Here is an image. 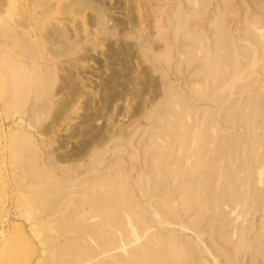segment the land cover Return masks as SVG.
<instances>
[{"label":"rangeland","instance_id":"obj_1","mask_svg":"<svg viewBox=\"0 0 264 264\" xmlns=\"http://www.w3.org/2000/svg\"><path fill=\"white\" fill-rule=\"evenodd\" d=\"M263 35L264 0H0V264H264Z\"/></svg>","mask_w":264,"mask_h":264},{"label":"bare ground","instance_id":"obj_2","mask_svg":"<svg viewBox=\"0 0 264 264\" xmlns=\"http://www.w3.org/2000/svg\"><path fill=\"white\" fill-rule=\"evenodd\" d=\"M193 1H195V0H193ZM195 3H197V2H195ZM199 3H200V2H199ZM222 17H223V16H222ZM222 17H220L219 19L221 20ZM196 18H197V17H196ZM219 19H218V20H219ZM218 20H217V21H218ZM182 21H183V20H182ZM255 22H257V21H255ZM255 22H253V24H255ZM183 23H185V22H183ZM219 23H220V21H219ZM256 24H257V23H256ZM216 25H218V24H216ZM219 26H220V25H219ZM219 26H218V27H219ZM222 26H223V25H222ZM256 26L259 27L258 30H259L260 32L263 33V29H262L260 26H258V25H256ZM256 26H255V29H257ZM227 28H228V27H227ZM218 29H219V28H218ZM250 29H251V28H250ZM219 30H222V29H219ZM250 31H251V30H250ZM250 31H249V32H250ZM223 32H224V31H223ZM252 32H253V31H252ZM220 33H221V32H219V35H220ZM226 33H227V32H226ZM226 33H225V36H227ZM258 33H259V32H258ZM262 33H260V34H262ZM223 34H224V33H223ZM249 34H250V33H249ZM252 35H254V34H252ZM256 35H257V34H256ZM217 36H218V35H217ZM223 36H224V35H223ZM253 37H254V36H253ZM263 37H264V35H263ZM224 38H225V37H224ZM224 38H223V37L221 38V39H222V42H221L222 45H223V42H226V41H224V40H227V38H225V39H224ZM235 38H236V37H235ZM235 38H234V39H235ZM256 38H257V37H256ZM256 38H255V39H256ZM191 39H192V38H191ZM218 39H219V38H218ZM259 39H260V38H259ZM199 40H200V39H199ZM202 40H204V38L201 39L200 42H202ZM227 41H228V40H227ZM236 41H237V40H236ZM263 41H264V38H263ZM203 42H204V44L207 43V42H205V40H204ZM201 44H202V43H201ZM207 44H208V43H207ZM216 44H217V43H216ZM226 44H227V46H224V47H228V42L225 43V45H226ZM261 44H262V43H261ZM200 46H201V45H200ZM206 46H207V45H203V47H206ZM214 46H215V45H214ZM219 46H221V45H219ZM229 46H230V45H229ZM245 46H246V45H245ZM249 46H250V45H249ZM203 47H201V48H202V51H203ZM207 47H208V46H207ZM207 47H206V48H207ZM201 48H200V50H201ZM237 48H238V47H237ZM221 49H222V46H221ZM224 49H225V48H224ZM227 49H228V48H227ZM227 49H225V50L227 51ZM205 50H206V49H205ZM222 50H223V49H222ZM250 50H251V49H250ZM192 51H194V50H192ZM192 51H191V52H192ZM207 51H208V49H207ZM209 51H210V50H209ZM228 51H229V50H228ZM240 51H241V50H240ZM251 51H252V50H251ZM211 52H212V51H211ZM217 52H218V51H217ZM217 52H215L216 55H217ZM201 53H202V52H201ZM205 53L207 54L206 51H205ZM209 53H210V52H209ZM219 53H220V55L222 56L221 58H223V57H224V56H223L224 53H223V55H222L221 52H219ZM219 53H218V54H219ZM226 53H227V52H226ZM259 53H260V52H259ZM206 54H205V55H206ZM210 54H211V53H210ZM210 54H209V55H210ZM230 54H231V52H230ZM241 54H242L243 56L245 55V54H243V53H241ZM192 55H193V54H192ZM205 55H203V57H204ZM207 55H208V54H207ZM209 55H208V56H209ZM226 55H228V54H226ZM200 56H201V55H200ZM211 56H212V55H210L209 57L213 59V57H211ZM218 56H219V55H218ZM232 56H233V55H232ZM250 56H251V55H250ZM250 56H248L249 59H250ZM259 56H260V55H259ZM226 57H227V56H225V58H226ZM190 58H191V57H190ZM206 58H207V57H206ZM206 58H205V59H206ZM221 58H219V59H221ZM228 58H229V56H228ZM228 58H227V60H229ZM243 58H244V57H243ZM245 58H247V55H246ZM195 59H196V58H195ZM201 59H202V58H201ZM230 60H231V59H230ZM7 61H8V60H7ZM188 61H189V59H188ZM213 61H214V60H213ZM225 61H226V60H225ZM233 61H235V60H233ZM9 62H10V61H9ZM255 62H256V61H255ZM210 63H213V62H210ZM231 63H232V61H231ZM234 63H236V62H234ZM242 63H244V61H243ZM257 63H258V62H257ZM9 64H10V63H9ZM228 64H229V62H228ZM228 64H227V66H228ZM11 65H12L11 67H12V69H13V73H14V74H17V75H18V74L20 75L19 70H20L21 68L18 67L19 70H17V65H16V64H15V65H14V64H11ZM225 65H226V64H225ZM233 65H234V64H233ZM238 65H239V64H238ZM241 65H242V64H241ZM215 66H216V65H215ZM235 66H236V65H235ZM8 67H9V65H8ZM220 67H221V66H219V68H220ZM229 67H230V65H229ZM249 67H250V66H249ZM213 68H214V67H213ZM225 68H226V67H225ZM231 68H232V67H231ZM231 68H230V71H231L232 73H235V71L232 70V69L235 68V67L233 66V68H232V69H231ZM242 68H244V67L242 66V67H241V70H243ZM250 68H251V67H250ZM26 69H27V68H26ZM210 69H212V68H210ZM220 69H221V68H220ZM237 69H238V66H237ZM214 70H215V69H214ZM223 70H224V69H223ZM225 70H227V69H225ZM248 70H249V69H248ZM238 71H239V70H238ZM213 72H214V71H213ZM245 72H246V71H245ZM247 72H248V71H247ZM210 73H211V72H210ZM225 73H226V72H225ZM227 73H228V72H227ZM238 73H239V72H238ZM42 74H43V73H42ZM207 74H208V73H207ZM213 74H214V73H213ZM230 74H231V73H230ZM230 74H229V75H230ZM251 74H254V73H251ZM22 75H23V74H22ZM29 75H31V74H29ZM35 75H36V74H35ZM43 75H44V74H43ZM219 75H220V74H219ZM245 75H246V74H245ZM23 76H24V75H23ZM32 76H34V75H32ZM44 76H45V75H44ZM46 76H48V75H46ZM46 76H45V77H46ZM212 76H213V75H212ZM225 76H226V75H225ZM246 76H249V75H246ZM45 77H44V78H45ZM219 77H220V76H219ZM219 77H218V78H219ZM221 77H222V76H221ZM226 77H227V76H226ZM32 78H35V76L32 77ZM44 78H43V79H44ZM48 78H49V77H48ZM211 78H212V77H211ZM211 78H210V79H211ZM214 78H215V77H214ZM240 78H241V77H240ZM240 78H239V79H240ZM43 79H42V80H43ZM49 79H51V78H49ZM208 79H209V78H208ZM222 79H223V78H222ZM222 79H221V80L219 79V80L222 81ZM243 79L246 80V77L243 78ZM243 79H242V80H243ZM22 80H24L23 77H22ZM45 81H46V80H45ZM237 81H238V80H237ZM17 83H18V82H17ZM30 83H31V85H32V81H30ZM234 83H236V82H234ZM19 84H20V83H18V86H20ZM24 84H25V83H24ZM230 84H231V82H230ZM29 85H30V84H29ZM46 85H48V84H46ZM208 85L210 86V85H212V83H211V84H208ZM214 85H215V84H214ZM7 86H8V85H7ZM16 86H17V84H16ZM24 86H25V85H24ZM24 86H23V88H24ZM36 86H37V85H36ZM209 86H208V87H209ZM227 86L229 87L228 83H227ZM230 86H231V85H230ZM232 86H233V85H232ZM10 87H11V86H10ZM29 87L32 88L31 86H29ZM29 87H27L28 90H29ZM40 87H41V86H40ZM42 87H43V86H42ZM202 87H203V86H202ZM211 87H212V86H211ZM220 87H221V85H220ZM234 87H235V86H234ZM234 87H233V88H234ZM35 88H36V87H35ZM35 88H34V89H35ZM24 89H25V88H24ZM42 89H45V88H42ZM42 89H41V90H42ZM201 89H202V88H201ZM204 89H205V88H204ZM213 89H214V88H213ZM225 89H226V88H225ZM37 90H38L37 92L39 93L40 90H39V89H37ZM46 90H47V88H46ZM202 90H203V89H202ZM209 90H210V89H209ZM16 91H17V92H20V91H18V90H16ZM34 91H36V90H34ZM47 91H48V90H47ZM203 91H204V90H203ZM207 91H208V90H207ZM210 91H211V90H210ZM49 92H50V91H48L47 94H49ZM225 92H226V91H225ZM208 93H209V92H208ZM211 93H212V92H211ZM22 94H23V93H22ZM24 94H25V93H24ZM44 94H45V93H44ZM225 94H226V93H225ZM229 94H230V93H229ZM254 94H256V91H255ZM254 94H253V95H254ZM45 95H46V94H45ZM45 95H44V96H45ZM200 95H201V97H202V94H200ZM203 95H204V94H203ZM205 95H206V94H205ZM251 95H252V94H251ZM253 95H252L251 98H253ZM207 96H208V95H207ZM249 96H250V95H249ZM254 96H255V95H254ZM16 97H18V96L16 95ZM255 97H256V96H255ZM22 98H23V97H22ZM22 98H21V99H22ZM45 98H46V96H45ZM13 99H14V98H13ZM19 99H20L19 97H18V98H15V99H14V100H15L14 103L17 104V102H18L17 100H19ZM253 99H254V98H253ZM258 99H259V98H258ZM23 100H24V98H23ZM254 100H255V99H254ZM12 101H13V100H12ZM16 101H17V102H16ZM25 101H26V100H25ZM216 101H217V99H216ZM250 101H251V99H250ZM250 101H249V102H250ZM252 101H253V100H252ZM20 102H21V101H19L18 103H20ZM23 102H24V101H23ZM181 102H182V101H181ZM212 102H213V101H212ZM219 102H220V101H219ZM245 102H246V101H245ZM247 102H248V100H247ZM249 102H248V103H249ZM14 103H13V106H14ZM221 103H222V102H221ZM253 103H254V102H253ZM182 104H183V102H182ZM259 104H260V103H259ZM184 105H185V104H184ZM186 105H187V104H186ZM247 105H248V104H247ZM255 105H256V104H255ZM17 106H18V108H19V107L21 106V104H20V105L17 104ZM179 106H180V104H179ZM252 106H254V105L252 104ZM184 108H185V107H184ZM247 108H248V107H247ZM256 108L259 109L258 107H256ZM19 109H20V108H19ZM245 109H246V108H245ZM249 109H252V111L254 110L253 108H249ZM233 110H234V109H233ZM180 111H181V110H180ZM203 111H204V110H203ZM235 111H237V110H235ZM250 111H251V110H250ZM250 111H249V114L251 113ZM258 111H259V110L255 111V112H258ZM183 112H184V111H183ZM208 112H209V111H208ZM241 112H242V111H241ZM243 112H244V111H243ZM260 112H261V113H260V115H261V114H262V111H260ZM177 113H178V112H177ZM185 113H186V112H185ZM209 113H210V112H209ZM258 113H259V112H258ZM181 114H183V113H181ZM193 114H194V113H193ZM195 114H196V112H195ZM238 114H239V112H238ZM251 114H252V113H251ZM263 114H264V113H263ZM183 115H184V114H183ZM189 115H190V112H189ZM201 115H202V114H201ZM216 115H217V114H216ZM231 115H233V114H231ZM231 115H230V116H231ZM252 115H253V114H252ZM254 115H255V113H254ZM256 115H257V113H256ZM256 115H255V116H256ZM260 115H258V116H260ZM176 116H177V115H176ZM176 116H174V117H176ZM178 116H179V115H178ZM184 116H185V115H184ZM184 116H183V117H184ZM234 116H235V115H234ZM239 116H240V115H239ZM239 116H238V117H239ZM258 116H256V117H258ZM261 116H262V115H261ZM250 117H252V116L250 115ZM184 118H186V117H184ZM190 118H191V117H190ZM200 118H201V117H200ZM210 118H211V117H210ZM229 118H231V117H229ZM243 118H244V117H243ZM247 118H248V117H247ZM253 118H255V117L253 116ZM253 118L249 120V125H248V126H252ZM186 119H187V118H186ZM211 119H212V118H211ZM225 119H226V118H225ZM248 119H249V118H248ZM248 119H247V120H248ZM191 120H193V118H192ZM200 120H201V119H200ZM196 121H197V118H196ZM229 121H230V120H229ZM238 121H239V120H238ZM244 122H245V121H244ZM176 123H177V122H176ZM176 123H175V124H176ZM224 123H225V122H224ZM229 123H231V122H229ZM242 123H243V122H242ZM188 124H189V123H188ZM193 124H194V122H193ZM208 124H209V122H208ZM208 124H207V125H208ZM211 124H212V123H211ZM239 124H240V123H239ZM246 124H247V123H246ZM258 124H259V122H258ZM258 124H257V125H258ZM171 125H172V124H171ZM191 125H192V124H191ZM229 125H230V124H229ZM254 125H255V124H254ZM174 126H177V128H178V125H174ZM243 126H244V124H243ZM245 126H246V125H245ZM248 126H247V127H248ZM193 127H194V126H193ZM195 127H196V126H195ZM207 127H208V126H206V128H207ZM236 127H237V126H236ZM247 127H246V128H247ZM190 128H191V127H190ZM198 128H199V127H198ZM211 128H212V127H211ZM218 128H219V127H218ZM250 128H251V127H250ZM250 128H249V129H250ZM188 129H189V126H188ZM199 129H201V128H199ZM208 129H210V128H208ZM214 129H215V127H214ZM251 129H252V128H251ZM257 129H258V127H257ZM184 130H185V129H184ZM216 130H218V129H216ZM193 131H194V130H193ZM220 131H222V130H220ZM251 131H252V130H251ZM251 131H250V133H251ZM177 132H178V131H177ZM253 132H254V130H253ZM255 132H256V131H255ZM216 133H217V132H216ZM246 133H247V132H246ZM198 134H199V132H198V133H195V135H194V137H193V138H195V143H196L197 140H198L197 142H199V140H200ZM210 134H212V133H210ZM255 134H256V133H255ZM205 136H206V135H205ZM219 136H220V135H219ZM250 136H251V135H250ZM253 136H254V135H253ZM251 137H252V136H251ZM251 137H250V138H251ZM209 138H210V137H209ZM222 138H223V136H222ZM258 138H260V137H258ZM261 138H262V137H261ZM189 139H190V138H189ZM210 139H211V138H210ZM162 140H163V139H162ZM204 140H206V138H205ZM207 140H208V139H207ZM253 140H254V139H253ZM17 141H18V140H17ZM163 141H165V140H163ZM256 141H257V139H256ZM15 142H16V141H15ZM260 142H261V141H260ZM262 142H263V141H262ZM169 143H170V142H169ZM189 143H190V142H189ZM199 143H200V142H199ZM205 143H206V142H205ZM205 143H204V144H205ZM233 143H234V142H233ZM187 144H188V142H187ZM187 144H186V146H187ZM212 144H213V143H212ZM15 145H16V144H15ZM15 145H14V146H15ZM219 145H220V144H219ZM260 145H261V144H260ZM201 146H202V145H201ZM203 146H205V145H203ZM210 146H211V145H210ZM223 146H224V145H223ZM207 147H208V146H207ZM213 147H214V145H213ZM186 148H188V147H186ZM194 148H195V147H194ZM208 148H209V147H208ZM210 148H211V147H210ZM210 148H209V150H210ZM217 148H218V147H217ZM27 149H28V148H27ZM184 149H185V148H184ZM204 149H206V147H205ZM257 149H258V148H257ZM260 149H264V148H263V145H262V147H260ZM188 150H189V148L187 149V151H188ZM23 151H24V150H23ZM28 151H29V150H28ZM202 151H203V150H202ZM219 151H220V150H219ZM192 152H193L192 156L195 157V156L198 154V148H195V150L193 149ZM203 152H205V151H203ZM205 153H206V152H205ZM220 153H222V151H221ZM223 153H224V152H223ZM228 153H229V152H228ZM261 153L264 154V152H261ZM24 154H25V153H24ZM239 154H240V153H239ZM21 155H22V154H21ZM168 155H169V154H168ZM183 155H184V154H183ZM186 155H187V153H186ZM258 155H259V154H258ZM162 156H163V155H162ZM164 156H165V154H164ZM164 156H163V158H164ZM205 156H206V155H205ZM209 156H210V155H209ZM219 156H220V155H219ZM234 156H235V155H234ZM252 156H253V155H252ZM260 156H261V155H260ZM262 156H263V158H262V160H263V159H264V155H262ZM167 157H169V156H167ZM180 157H181V156H180ZM188 157H189V156H188ZM210 157H211V156H210ZM217 157H218V156H217ZM253 157H254V156H253ZM19 158H20V156H19ZM231 158H232V157H231ZM160 159H161V158H160ZM164 159H165V158H164ZM181 159H182V158H181ZM256 159H257V158H256ZM179 160H180V158H179ZM182 160H183V159H182ZM209 160H210V159H209ZM226 160H227V159H226ZM254 160H255V159H254ZM260 160H261V159H260ZM262 160H261V161H262ZM161 161H162V160H161ZM165 161H166V160H165ZM194 161H195V160H194ZM194 161L192 160L190 166H191V165H194V164H193ZM256 161H258V160H256ZM210 162H211V161H210ZM162 163H163V162H162ZM179 163H180V161H179ZM194 163H196V161H195ZM227 163H228V162H227ZM233 163H234V161H233ZM256 163H259V161L256 162ZM260 163H261V162H260ZM165 164H166V163H165ZM165 164H164V165H165ZM214 164H215V163H214ZM252 164H253V163H252ZM214 166H215V165H214ZM216 166H217V165H216ZM216 166H215V168H216ZM230 166H231V165H230ZM253 166H254V165H252V167H253ZM32 167H33V166H32ZM27 168H28V167H27ZM209 168H210V167H209ZM250 168H251V167H250ZM177 169H178V168H177ZM204 169H205V168H204ZM211 169H212V168H211ZM211 169H210V170H211ZM217 169H218V167H217ZM217 169H216V170H217ZM243 169H245V166H244ZM257 169H259V170H258V171H259V174L262 175V174H263V169H264V163L262 162V164H261L260 166L258 165V168H257ZM257 169H255V170H257ZM161 170H163V169H161ZM218 170H219V169H218ZM255 170H254V172H255ZM24 171H26V170L24 169ZM179 171H180V170H178V172H179ZM213 171H214V170H213ZM258 171H257V172H258ZM26 172H27V171H26ZM180 172H181V171H180ZM231 172H232V170H231ZM231 172H229V173H231ZM243 172H244V171H243ZM173 173H174V172H173ZM176 173H177V172H176ZM187 173H189V170H188ZM221 173H223V172H221ZM255 173H256V172H255ZM181 174H182V173H181ZM209 174H210V173H209ZM214 174H215V173H214ZM217 174H218V173H217ZM24 175H26V174H24ZM27 175H28V174H27ZM185 175H186V174H185ZM218 175H219V174H218ZM173 176H174V175H173ZM175 176H176V175H175ZM179 176H180V175L178 174V177H179ZM200 176H201V175H200ZM216 176H217V175H216ZM257 176H258V175H257ZM262 176H263V175H262ZM47 177H48V176H47ZM229 177H230V176H229ZM253 177H254V176H253ZM24 178H25V176H24ZM26 178H27V177H26ZM30 178H31V177H30ZM45 178H46V176H45ZM174 178H176V177H174ZM256 178H257V177H256ZM31 179H32V178H31ZM233 179H234V178H233ZM233 179H232V181H233ZM21 180H22V179H21ZM121 180H122V179H121ZM216 180H217V178H216ZM230 180H231V179H230ZM230 180H228V181H230ZM243 180H244V179H243ZM123 181H124V179H123ZM232 181H231V182H232ZM35 182H36V181H35ZM233 182H234V181H233ZM233 182H232V183H233ZM236 182H237V181H236ZM236 182H235V183H236ZM241 182H242V181H241ZM260 182H262V181L260 180ZM36 183H37V182H36ZM118 183H119V182H118ZM118 183H117V184H118ZM229 183H230V182H229ZM237 183H238V182H237ZM237 183H236V184H237ZM246 183H247V182H246ZM246 183H245V184H246ZM97 184H98V186L95 185V187H94L95 189H98V188L105 189V187H104L105 184L102 185V183H101V185H102L101 187H100L99 183H97ZM107 184H108V182H107ZM111 184H112V183H111ZM215 184H216V183H215ZM241 184H242V183H241ZM29 185H30V184H29ZM33 185H34V184H32V186H33ZM93 185H94V184H93ZM119 185H120L121 189H120V187H119L118 185H117L116 187H119V189L122 191V194H123V195L121 194V191L119 190V192H120V193H119V196H120V194L122 195V196H120V199H121V198H122L124 195H126V193H127V192L125 193V191H126V185H127V184L125 185V183H124V184L122 183V185H121V184H119ZM123 185H124V187H123ZM193 185H194V184H193ZM211 185H212V184H211ZM226 186H227V185H226ZM233 186H234V185H233ZM238 186L241 187L240 185H238ZM245 186H246V185H245ZM247 186H248V184H247ZM252 186H253V185H252ZM27 187H28V186H27ZM102 187H103V188H102ZM91 188H92V187H91ZM184 188H186V187H184ZM244 188H245V187H244ZM31 189H32V188H31ZM92 189H93V188H92ZM92 189H91V190H92ZM95 189H94V190H95ZM107 189H108V188H107ZM250 189H251V185H250ZM254 189H255V188H254ZM263 189H264V188H263ZM115 190H116V189H115ZM115 190H114V192H115ZM181 190H182V189H181ZM194 190H196V189H194ZM194 190H193V191H194ZM245 190H246V189H245ZM251 190H253V189H251ZM33 191H34V190H33ZM99 191H101V190H99ZM116 191H117V190H116ZM227 191H228V190H227ZM229 191H230V190H229ZM261 191H262V190H261ZM263 191H264V190H263ZM263 191H262V192H263ZM94 192H95V191H94ZM94 192H93V194H94ZM96 192H97V191H96ZM96 192H95V193H96ZM108 192H109V191H108ZM196 192H197V190H196ZM196 192H195V193H196ZM234 192H236V191H234ZM245 192H246V191H244V193H245ZM100 193H101V192H100ZM109 193H110V192H109ZM111 193H112V192H111ZM146 193H147V192H146ZM180 193H181V192H180ZM200 193H201V192H200ZM212 193H213V192H212ZM96 194H97V193H96ZM113 194H114V193H113ZM116 194H118V192H117ZM190 194H191V193H190ZM190 194H189V196H190ZM192 194H193V192H192ZM196 194H197V193H196ZM196 194H195V195H196ZM226 194H227V193H226ZM245 194H246V193H245ZM245 194H243V195H245ZM105 195H106V194H105ZM109 196H110V195H109ZM113 196H114V195H113ZM199 196L202 197L201 194H200ZM232 196H234V195H233V191H232ZM238 196H239V195H237V196H235V197H238ZM240 196H241V195H240ZM95 197H97V196H95ZM95 197H94V200H95ZM104 197H105V196H104ZM111 197H112V196H111ZM111 197H108V198H111ZM193 197H194V196H193ZM193 197H190V198H193ZM224 197L226 198V196H224ZM241 197H242V196H241ZM258 197L263 198V197L260 196V195H259ZM91 198H92V197H91ZM97 198H98V197H97ZM106 198H107V197H106ZM114 198H115V197H114ZM181 198H182V199L184 198L183 200H185V197H184V196H181ZM239 198H240V197H239ZM261 198H260V200H261ZM92 199H93V198H92ZM112 199H113V198H112ZM120 199H119L118 203H121V202L124 201L123 198H122L123 201L120 202ZM126 199H127V198H126ZM182 199H181V200H182ZM194 199H195V198H194ZM203 199H205V198H203ZM232 199H233V197H232ZM242 199H243V197H242ZM252 199H254V198H252ZM94 200H93V201H94ZM108 200H110V199H108ZM177 200H178V199H177ZM220 200H221V199H220ZM237 200H238V198H237ZM106 201H107V200H106ZM175 201H176V200H175ZM189 201H192V200H189ZM198 201H199V200H198ZM222 201H223V200H222ZM227 201H228V199H227ZM258 201H259V200H258ZM126 202H127V201H125V203H126ZM232 202H233V201H232ZM234 202H237V203H238V201H236V200H235ZM114 203L117 204V202H114ZM123 203H124V202H123ZM175 203H176V202H175ZM182 203H184V202H182ZM189 203H190V202H189ZM191 203H192V202H191ZM222 203H223V202H222ZM224 203H226V202L224 201ZM247 203H249V202H247ZM252 203H253V202H252ZM256 203H257V202H256ZM121 204H122V203H121ZM177 204L179 205V201H177ZM201 204H202V203H201ZM220 204H221V203H220ZM228 204H229V202L227 203V205H228ZM235 204H236V203H233V205H235ZM221 205H222V204H221ZM247 205H248V204H247ZM203 206H204V205H203ZM222 206H224V204H223ZM228 206H230V208H231L232 205L229 204ZM235 206H236V205H235ZM243 206H244V204H243ZM248 206H249V205H248ZM188 207H189V205H188ZM190 207H192V206H190ZM201 207H202V206H201ZM232 207H233V206H232ZM118 208H119V207H118ZM121 208H122V207H121ZM129 208H130V207H129ZM203 208H204V207H203ZM233 208H234V207H233ZM235 208H236V207H235ZM239 209H241V208H239ZM178 210H179V209H178ZM181 210H182V209H181ZM200 210H201V209H200ZM203 210H204V209H203ZM236 210H237V209H236ZM239 211H240V210H239ZM201 212H202V211H201ZM232 212L235 213V212H236L235 209H233ZM244 212H245V211H244ZM244 212H243V213H244ZM243 213H242V214H243ZM78 214H79V213H78ZM78 214H77V215H78ZM134 214L136 215V213H134ZM206 214H207V213H206ZM206 214H205V215H206ZM246 214H247V213H246ZM73 215H74V214H73ZM79 215H80V214H79ZM116 215H118V214H116ZM129 215H130V214H129ZM142 215H143V214H142ZM142 215H141V217H142ZM201 215H202V214H201ZM244 215H245V214H244ZM244 215H243V216H244ZM127 216H128V215H127ZM132 216H133V215H132ZM136 216H138L137 218L140 217L139 215H136ZM179 216H180V215H179ZM117 217H118V216H117ZM117 217L115 216V218H117ZM133 217H134V216H133ZM175 217H177V216H175ZM79 218H80L81 221H82V219H83L84 217H83V218L79 217ZM118 218H119V217H118ZM76 219H77V218H76V216H75L74 221H75ZM101 219H102V218H101ZM113 219H114V218H113ZM119 219H120V218H119ZM119 219H118V220H119ZM125 219H126V218H125ZM135 219H136V218H135ZM141 219H142V218H141ZM141 219H140V220H141ZM72 221H73V220H72ZM78 221H79V219H78ZM81 221H80V223H81ZM99 221H100V220H99ZM123 221H124V220H123ZM173 221H175V220H173ZM228 221H229V220H228ZM75 222H76V221H75ZM83 222H84V221H83ZM110 222H111V221H110ZM110 222H109V224H110ZM118 222H119V221H118ZM124 222H125V221H124ZM138 222H139V221H138ZM72 223H73V222H72ZM99 223H100V222H99ZM116 223H117V222H116ZM141 223H142V222H141ZM227 223H228V222H227ZM73 224H74V223H73ZM75 224H77V222H76ZM81 224H82V223H81ZM123 224H125V223H123ZM128 224H129V223H128ZM230 224H231V223H230ZM61 225H62V224H61ZM87 225H88V224H87ZM104 225H105V224H104ZM104 225H103V226H104ZM110 225H111V224H110ZM226 225H227V224H226ZM112 226H113V225H112ZM125 226H126V225H125ZM142 226H143V225H142ZM228 226H230V225L228 224ZM228 226H227V227H228ZM242 226H243V225H242ZM54 227H55V226H54ZM61 227H62V226H61ZM61 227H57V228H61ZM74 227L76 228V227H78V226L76 225V226H74ZM105 227H107V226H105ZM126 227H127V226H126ZM181 227H183V226H181ZM224 227H225V226H224ZM48 228H49V226H48ZM52 228H53V227H52ZM79 228H80V227H79ZM91 228H92V227H91ZM94 228H95V226H94ZM101 228H102V227H101ZM122 228H123V225H122ZM183 228H184V227H183ZM225 228H226V227H225ZM242 228H244V227H241L240 230H241ZM95 229H96V228H95ZM111 229H112V228H110V230H111ZM116 229H117V228H116ZM139 229H140V228H139ZM141 229H142V235H143L144 238H145V235H144V234H146L147 231H145V233H144V231H143L144 228H141ZM141 229H140V231H141ZM184 229H187V227H185ZM104 230H105V229H104ZM117 230H118V229H117ZM123 230H125V229H123ZM123 230L121 229V231H123ZM135 230H136V229H135ZM149 230H150V228H149ZM240 230L237 229V232L240 231ZM58 231H60V229H59ZM86 231H87V229H86ZM88 231H89V229H88ZM90 231H93V230H90ZM90 231H89V232H90ZM94 231L96 232V234H98L96 230H94ZM100 231H101V230L99 229V232H100ZM102 231H103V230H102ZM105 231H107V230H105ZM242 231H243V230H242ZM242 231H240V233H241ZM103 232H104V231H103ZM116 232H117V231H116ZM118 232H119V231H118ZM126 232H127V231H126ZM149 232H150V231H149ZM245 232H247V229H245L244 233H245ZM87 233H88V232H87ZM100 233H101V232H100ZM106 233H107V232H106ZM108 233H109V232H108ZM110 233H111V231H110ZM123 233H124V232H123ZM151 233H152V232H151ZM91 234H92V233H91ZM93 234H94V232H93ZM114 234H115V233H114ZM153 234H155V232H154ZM157 234H158V233H157ZM241 234L243 235V232H242ZM82 235H83V234H82ZM82 235H81V236H82ZM100 235H101V234H100ZM112 235H113V234H112ZM117 235H118V234H117ZM123 235H124V234H122V236H121L122 239L124 238ZM126 235H127V234H126ZM126 235H125V236H126ZM245 235H246V236H245ZM245 235L243 236V239H244V237H245L244 241H247V234H245ZM81 236H80V238H81ZM85 236H86V238H87V235H85ZM89 236H90V235H89ZM95 236H96V235H95ZM97 236H99V235H97ZM97 236H96V237H97ZM109 236H111V235H108V234H107L108 239H109ZM140 236H141V234H140ZM90 237H92V236H90ZM101 237H103V236H101ZM101 237H100V238H101ZM104 237H106V236H104ZM112 237H113V236H112ZM115 237H116V235H115ZM135 237H136V236H135ZM152 237L154 238V235H153ZM157 237H158V235L155 237V240H156V241H157ZM240 237H241V236H240ZM77 238H79V237H77ZM80 238H79V239H80ZM86 238H85V239H86ZM113 238H114V237H113ZM137 238H138V237H137ZM141 238L143 239L142 236H141ZM153 238H152V239H153ZM258 238H259V237H258ZM81 239H83V238H81ZM81 239H80V240H81ZM105 239H106V238H104V240H105ZM110 239H111V238H110ZM120 239H121V238H120ZM149 239H151V236L149 237ZM152 239H151V240H148V241H149V242H152ZM159 239H161V238H158V242H160L161 245H164L163 243L166 244V242H165L166 240L161 239L162 241H164V242L162 243V241H161V240L159 241ZM98 240H99V239H98ZM101 240L104 241L103 239H100V241H101ZM114 240H115V239H114ZM239 240H240V239H239ZM85 241H86V240H85ZM112 241H113V239L111 240V242H112ZM116 241H117V239H116ZM121 241H123V240H121ZM153 241H154V240H153ZM242 241H243V240H242ZM257 241H258V240H257ZM87 242H89V241H87ZM109 242H110V241H109ZM113 242H114V241H113ZM118 242H119V241H118ZM118 242H116V243H118ZM123 242H126V241H123ZM128 242L131 243L130 241H128ZM128 242H126V243H128ZM149 242H146V243L148 244ZM158 242H157V244H158ZM90 243H91V242H90ZM96 243H97V241H96ZM100 243H101V242H100ZM103 243H105V242H103ZM169 243H170V242H169ZM171 243H172V241H171ZM176 243H177V242H176ZM179 243H180V242H179ZM199 243H200L201 246H203V247L205 248L206 251H209V252L211 253V251L209 250V246H208L207 244H205V242H203V241L201 240V242L199 241ZM82 244H84V243H82ZM82 244L80 243L81 246H78V245H77V241H76V243H75V242L70 243V244L68 245V247H67V252H68V250H69V251H71V253H72V252L75 253V254L77 253L79 256H81V257L85 256L86 258H88L86 255H88V256L90 255L89 258L93 259V256H91V251H92L93 249H91V248L88 249V247H86L85 245H82ZM86 244H89V243H86ZM97 244H98V243H97ZM107 244H108V243H107ZM119 244H120V243H119ZM131 244H133V243H131ZM150 244L153 245L152 243H150ZM150 244L147 245V246H149V248L152 247ZM155 244H156V243H155ZM160 244H159V245H160ZM167 244H168V243H167ZM111 245H112V244H110V246H111ZM116 245H117V244H115V246H116ZM168 245H169V244H168ZM176 245H178V244H176ZM256 245H257V242H256ZM119 246H120V245H119ZM119 246H118V247H119ZM122 246H123V245H122ZM124 246L127 247V246H129V244H128L127 246H126V245H124ZM131 246H132V245H131ZM150 246H151V247H150ZM178 246H179L178 248H181V243H180V245H178ZM134 247H135V246H134ZM154 247H155V246H154ZM161 247H162V246H161ZM175 247H176V246H175ZM116 248H117V247H116ZM121 248H122V247H120V248H118V249L121 250ZM129 248H130V247H129ZM135 248H137V247H135ZM138 248H140V247H138ZM144 248H145V247H144ZM146 248H147L146 250L149 249L148 247H146ZM152 248H153V247H152ZM159 248H160V247H159ZM162 248H163V247H162ZM166 248H167V247H166ZM184 248H185L184 250L187 251L186 247H184ZM124 249H125V248H124ZM127 249H128V247L126 248V250H127ZM202 249H203V248H202ZM112 250H113V249H112ZM112 250H111V251H112ZM128 250H129V249H128ZM132 250H134L133 253H129V252H131ZM146 250H145V249H143V250H141V249H140V250L137 249V250H136V249H133V248H132V249H130V251H128V254H129V255L132 254V255H130V257L133 256L132 258H136V257H140V255H141L142 253H143V254H142L141 256H144V253L146 254V252H147ZM157 250H158V249H157ZM148 251H149V250H148ZM155 251H156V250H155ZM155 251H154V252H155ZM64 252H65V250H64ZM93 252H94V251H93ZM93 252H92V253H93ZM95 252H96V251H95ZM115 252H116V251H115ZM119 252H120V251H119ZM150 252H151V251H150ZM168 252H169V251H168ZM182 252H183V248H182ZM184 252H185V251H184ZM73 253H72V254H73ZM98 253H99V252H98ZM106 253H108V252H106ZM113 253H114V252H113ZM126 253H127V252H126ZM148 253H149V252H148ZM148 253H147V255H148ZM186 253H187V252H186ZM104 254H105V253H104ZM110 254H111V253H109L108 255H110ZM114 254H115V253H114ZM161 254H162V253H161ZM188 254H189V252L187 253V255H188ZM73 255H74V254H73ZM82 255H83V256H82ZM93 255H97V252H96V254H93ZM101 255H102V254H101ZM106 255H107V254H106ZM117 255H118V253H117ZM117 255H116V256H117ZM162 255H163V254H162ZM164 255H165V254H164ZM164 255H163V257H164ZM57 256L60 257L59 254H57ZM116 256H115V257H116ZM156 256H157V255H156ZM76 257H77V256H76ZM85 257H84V258H85ZM96 257H97V256H96ZM96 257H94V258L96 259ZM147 257H148V256H147ZM152 257H153V255H152ZM152 257H151V258H152ZM159 257H160V256H159ZM159 257H158V258H159ZM168 257H169V255H168ZM84 258H83V259H84ZM86 258H85V260H86ZM140 258H141V257H140ZM142 258H143V257H142ZM148 258H149V257H148ZM57 259H58V258H57ZM97 259H98V258H97ZM121 259H122V261H121L120 259H116L114 264H117L116 262H121V263L124 264L123 258H121ZM144 259H145V258H144ZM154 259H155V258H154ZM156 259H157V258H156ZM87 260H88V259H87ZM117 260H118V261H117ZM119 260H120V261H119ZM131 260H132V259L130 258V261H129V262H131ZM136 260H137V259H136ZM145 260H146V259H145ZM147 260H148V262H149V259H147ZM157 260H158V259H157ZM157 260H156V261H157ZM159 260H161V259H159ZM162 260H164V259H162ZM185 260H186V259H185ZM76 261H77V260H76ZM82 261H84V260H82ZM89 261H90V260H89ZM93 261H95V260L93 259ZM125 261H126V260H125ZM143 261H144V260H143ZM150 261H152V260H150ZM153 261H154V260H153ZM90 262H91V261H90ZM110 262H111V261L106 260L105 263H104V261H103L102 263H103V264H112V263H113V261H112V263H110ZM133 262H134V261H133ZM135 262H136V261H135ZM148 262H147V263H148ZM73 263H74V262H73ZM73 263H72V264H73ZM77 263H78V262H77ZM79 263H80V262H79ZM82 263H84V262H82ZM82 263H81V264H82ZM88 263H89V262H88ZM91 263H92V262H91ZM93 263H94V262H93ZM136 263H137V262H136ZM139 263L141 264L142 262H139ZM150 263H151V262H149V264H150ZM216 263H217V262H216ZM75 264H76V262H75ZM86 264H87V263H86ZM100 264H101V263H100ZM119 264H120V263H119ZM130 264H131V263H130ZM217 264H220V263H217Z\"/></svg>","mask_w":264,"mask_h":264}]
</instances>
